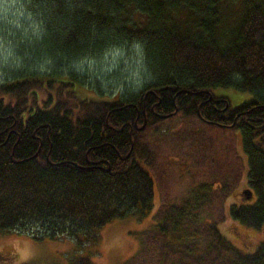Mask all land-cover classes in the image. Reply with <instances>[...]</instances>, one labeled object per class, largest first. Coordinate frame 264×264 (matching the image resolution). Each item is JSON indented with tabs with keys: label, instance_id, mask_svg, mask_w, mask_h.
<instances>
[{
	"label": "trees",
	"instance_id": "16d2710c",
	"mask_svg": "<svg viewBox=\"0 0 264 264\" xmlns=\"http://www.w3.org/2000/svg\"><path fill=\"white\" fill-rule=\"evenodd\" d=\"M20 1L39 27L21 58L43 68L0 84V236L68 239L83 247L96 244L108 223L149 214L154 181L144 165L151 159L135 136L165 115L226 127L231 121L215 109L229 107L231 116L246 110L235 129L244 148L261 147L264 0ZM117 49L137 53L147 82L111 95L88 87L75 70L65 72ZM217 88L249 99L233 104L215 95ZM252 165L259 204L251 213L262 219L264 155H254ZM159 213L153 218L161 227ZM246 256L244 264H264V242Z\"/></svg>",
	"mask_w": 264,
	"mask_h": 264
},
{
	"label": "rangeland",
	"instance_id": "374dc122",
	"mask_svg": "<svg viewBox=\"0 0 264 264\" xmlns=\"http://www.w3.org/2000/svg\"><path fill=\"white\" fill-rule=\"evenodd\" d=\"M38 30L37 21L20 0H0V84L15 73L43 68L32 66L33 58H21ZM127 51L117 49L98 59L78 61L65 72L75 70L88 87L99 86L104 93H125L126 86L138 88L147 82L137 53ZM89 90L81 88L80 93L95 96ZM214 94L233 104L249 99L234 88H217ZM135 137L151 159L149 166L144 165L154 181L149 214L108 223L96 244L83 247L68 239L35 241L27 235L3 234L0 257L7 264H79L78 259L90 253L85 264H244L247 257L240 251L249 253L264 241V224L245 229L246 237L230 229L228 205L247 186V160L241 152L239 131L196 116L177 115ZM158 211L165 217L161 227L153 218ZM218 232L228 247L233 244L238 250L233 248L230 253L226 246L222 248L216 239ZM211 254L215 259L210 260Z\"/></svg>",
	"mask_w": 264,
	"mask_h": 264
},
{
	"label": "flooded vegetation",
	"instance_id": "af4514ba",
	"mask_svg": "<svg viewBox=\"0 0 264 264\" xmlns=\"http://www.w3.org/2000/svg\"><path fill=\"white\" fill-rule=\"evenodd\" d=\"M229 108V107H228ZM228 108L225 109H215L218 114L224 115V119L230 120L231 122L226 124V127L231 128H238L239 125L242 123L241 117L243 116L244 112L246 111H240V108H237L236 112L240 111L239 113H236L234 116H231V113H229ZM234 112V111H233ZM264 127V123L262 125ZM254 129H257V126H253ZM240 142L239 144L242 146L241 152L246 156L247 160V174H246V183L247 186L241 190V193H238L237 195H234L232 198V202L229 203L227 208V214L231 222H233L230 226V229L234 232L235 235H240L242 237H246V231L245 229H248L249 227L252 228H258L262 227L264 224V218L262 219H254L252 218L253 213L251 211L255 210L258 206V197L255 193V186L254 183V176H253V165H252V159L254 155L256 154H262L264 155V137H257L256 139L261 141V147L259 149H246L243 145V139L244 137H239ZM250 143V142H249ZM248 176V177H247ZM250 221H261L262 223L259 226L251 225ZM218 236H220V232L217 233ZM240 240V239H238ZM242 241V240H240ZM243 242V241H242ZM257 246H254L252 250H249V253L247 251H244L243 253L245 255H249L251 252L256 250Z\"/></svg>",
	"mask_w": 264,
	"mask_h": 264
},
{
	"label": "bare ground",
	"instance_id": "6f19581e",
	"mask_svg": "<svg viewBox=\"0 0 264 264\" xmlns=\"http://www.w3.org/2000/svg\"><path fill=\"white\" fill-rule=\"evenodd\" d=\"M145 125V124H144Z\"/></svg>",
	"mask_w": 264,
	"mask_h": 264
}]
</instances>
